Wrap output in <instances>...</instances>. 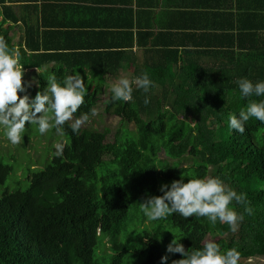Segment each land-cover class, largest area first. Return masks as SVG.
I'll list each match as a JSON object with an SVG mask.
<instances>
[{
  "label": "trees",
  "instance_id": "trees-1",
  "mask_svg": "<svg viewBox=\"0 0 264 264\" xmlns=\"http://www.w3.org/2000/svg\"><path fill=\"white\" fill-rule=\"evenodd\" d=\"M2 1V2H1ZM4 4L0 0V4ZM9 17L0 21V38L20 57L24 66L25 90L20 95L34 97L47 86V77L62 81L73 72H82L88 88L85 103L74 117L91 116L106 93L108 78L128 74L130 79L147 73L155 87L148 93L134 86L133 99L123 103L106 102V112L121 118L114 143H107L109 131L80 129L73 133L66 123L60 132L66 145L58 157L55 147L44 168L30 165L27 189L13 191L8 185L15 167L0 157V264H162V241L166 225L179 233L186 250L202 248L215 234L221 252L235 249L241 260L264 257V123L251 118L244 133L228 125L252 101L264 97H242L237 81L241 78L264 81V47L250 48L243 56L228 53L162 52L135 58L129 69L125 56L116 54V70L78 71L86 64L42 70L45 56H30L18 49L12 31L6 29ZM110 55L102 57L105 63ZM35 72L36 84L26 78ZM86 77V78H85ZM34 83V82H33ZM32 89V90H31ZM150 103L144 104L145 96ZM135 124L136 132L125 126ZM27 127L26 129H29ZM164 153L165 158L160 154ZM189 160L184 166L183 161ZM219 177L238 193L246 194L253 209L230 205L244 214L236 232L227 223H211L207 217L171 215L144 227L136 237L128 234L134 216L143 214L140 202L148 196L162 195L164 183L180 179ZM130 231V230H129ZM123 234H128L122 241ZM174 234L168 233L165 242ZM172 254L166 264L181 259Z\"/></svg>",
  "mask_w": 264,
  "mask_h": 264
},
{
  "label": "crops",
  "instance_id": "crops-1",
  "mask_svg": "<svg viewBox=\"0 0 264 264\" xmlns=\"http://www.w3.org/2000/svg\"><path fill=\"white\" fill-rule=\"evenodd\" d=\"M3 1L0 21L9 17L6 29L18 49L45 56L42 70L86 64L78 71L89 77L92 70H116L118 53L129 69L135 58L162 52L243 56L264 47V0ZM37 69L26 72L31 84Z\"/></svg>",
  "mask_w": 264,
  "mask_h": 264
},
{
  "label": "clouds",
  "instance_id": "clouds-1",
  "mask_svg": "<svg viewBox=\"0 0 264 264\" xmlns=\"http://www.w3.org/2000/svg\"><path fill=\"white\" fill-rule=\"evenodd\" d=\"M23 77L24 66L20 63L19 54L0 38V130H3L7 140L13 145L20 144L27 133L26 125L37 127L43 135L50 129L60 132L67 123L73 133L79 134L82 125L89 119L88 114H82L73 121L74 114L85 103L88 94L84 77L75 71L62 81L50 75L46 78V88L34 97L20 95L25 90ZM237 83L242 97H264V81L254 83L241 78ZM134 86L148 93L155 84L146 72L131 79L121 77L111 86L112 100L131 102ZM148 103L150 97L146 95L144 104ZM90 114L94 117L97 112L91 109ZM251 118L264 123V99L252 100L238 116L230 115L228 125L232 130L244 133L245 125ZM54 147L56 155L60 157L66 145L61 141ZM160 192L162 195L149 196L140 202V211L148 221L163 220L174 214L185 219L207 217L213 224L217 221L227 223L231 231L236 232L244 220V214L230 205L234 202L244 205L245 213H253L246 194L231 189L219 177L189 178L186 181L182 173L180 179L162 184ZM180 240L175 236L167 245L166 254L161 258L162 264L169 260V254L176 253L181 254L182 258L172 260L171 264H238L240 254L235 249L221 252L216 242L208 241L202 248L189 251Z\"/></svg>",
  "mask_w": 264,
  "mask_h": 264
},
{
  "label": "rangeland",
  "instance_id": "rangeland-1",
  "mask_svg": "<svg viewBox=\"0 0 264 264\" xmlns=\"http://www.w3.org/2000/svg\"><path fill=\"white\" fill-rule=\"evenodd\" d=\"M82 76L83 73L79 72ZM124 76L130 78L128 74H125ZM28 77L30 78V72H28ZM123 76H120V78ZM27 78V79H29ZM120 78L116 79L114 82H112L110 85L106 88V93L104 97L102 98V102L99 103L98 107L96 108L97 115L94 116L92 120H88L85 122L81 129H91L96 130L98 132H105L109 131V135L107 137V143H114L117 133L119 130H123L122 126V120L119 117H116L114 115H110L106 112V102L108 101V96L111 93V86L113 83L118 81ZM33 81V80H32ZM29 81V82H32ZM32 90V89H31ZM76 118L73 116V121ZM129 130L136 132L137 129L135 127V124H131L130 126H125ZM27 133H25L23 141L18 145L11 144L6 136L3 133V130H0V157L1 155L5 154L8 159L4 158L3 160L7 161L11 165L15 167V171L13 172L10 182L8 185H11L12 190H18V189H27L28 187V179H25L22 177V175L27 176L29 173V166L24 167L26 162L31 161L30 165H37L38 168H44L45 165L48 163L50 158L52 157L51 148L55 146L56 143L61 142V135L55 134L54 129H50L47 133L41 135L38 131L37 127H30L29 129H26ZM161 158H165L164 153L160 154ZM3 158V157H1ZM189 160H184L183 165L188 166ZM26 163V164H25ZM150 196V195H149ZM148 196V197H149ZM143 220V214H138L134 216V224L130 223V227L128 230V234H130L131 238L136 237L137 233L142 230L141 228H138L140 225V222ZM146 224L144 227H151L152 221L146 220ZM167 230L164 231L162 236V251L164 255L166 254L167 245L170 242H165L164 240L167 238L168 233L171 232L172 234H175V236H179V233L175 231L174 229H171L170 225H166L165 227ZM127 234V235H128ZM126 234H123L122 241H126L127 238ZM221 237L218 235H211L208 241H214L217 242L220 240ZM182 242V239L180 240ZM172 256V254H169V258ZM146 260V257H141L138 260H135L133 263L135 264H141ZM238 264H264V257H258L251 260H241L238 261Z\"/></svg>",
  "mask_w": 264,
  "mask_h": 264
}]
</instances>
